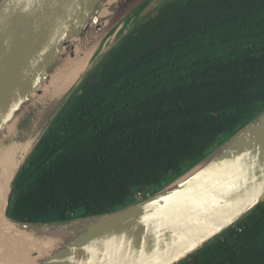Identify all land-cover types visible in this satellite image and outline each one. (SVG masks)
Wrapping results in <instances>:
<instances>
[{"label":"trees","instance_id":"trees-1","mask_svg":"<svg viewBox=\"0 0 264 264\" xmlns=\"http://www.w3.org/2000/svg\"><path fill=\"white\" fill-rule=\"evenodd\" d=\"M264 109V0H165L101 60L20 168L6 215L146 197ZM178 264H264V202Z\"/></svg>","mask_w":264,"mask_h":264},{"label":"water","instance_id":"water-1","mask_svg":"<svg viewBox=\"0 0 264 264\" xmlns=\"http://www.w3.org/2000/svg\"><path fill=\"white\" fill-rule=\"evenodd\" d=\"M164 1L0 0V168L13 166L5 210L20 168L58 113ZM262 202L264 109L183 173L118 209L50 222L5 212L29 250L0 264H178Z\"/></svg>","mask_w":264,"mask_h":264},{"label":"bare ground","instance_id":"bare-ground-1","mask_svg":"<svg viewBox=\"0 0 264 264\" xmlns=\"http://www.w3.org/2000/svg\"><path fill=\"white\" fill-rule=\"evenodd\" d=\"M70 82L71 80L63 86ZM8 163L0 168V260L21 257L22 252L26 254L29 250V240L20 236L5 216L6 199L13 175V166H8Z\"/></svg>","mask_w":264,"mask_h":264},{"label":"built area","instance_id":"built-area-1","mask_svg":"<svg viewBox=\"0 0 264 264\" xmlns=\"http://www.w3.org/2000/svg\"><path fill=\"white\" fill-rule=\"evenodd\" d=\"M136 197H141V193L138 192V193L136 194Z\"/></svg>","mask_w":264,"mask_h":264},{"label":"rangeland","instance_id":"rangeland-1","mask_svg":"<svg viewBox=\"0 0 264 264\" xmlns=\"http://www.w3.org/2000/svg\"><path fill=\"white\" fill-rule=\"evenodd\" d=\"M148 194H150V192L148 191ZM138 199H140L141 197H137Z\"/></svg>","mask_w":264,"mask_h":264}]
</instances>
